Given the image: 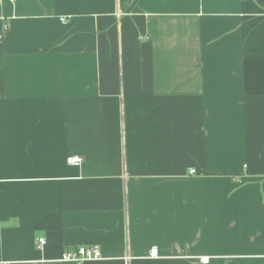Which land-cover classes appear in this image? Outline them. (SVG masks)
<instances>
[{
  "label": "crops",
  "instance_id": "1",
  "mask_svg": "<svg viewBox=\"0 0 264 264\" xmlns=\"http://www.w3.org/2000/svg\"><path fill=\"white\" fill-rule=\"evenodd\" d=\"M83 245L264 264V0H0V264Z\"/></svg>",
  "mask_w": 264,
  "mask_h": 264
},
{
  "label": "built area",
  "instance_id": "2",
  "mask_svg": "<svg viewBox=\"0 0 264 264\" xmlns=\"http://www.w3.org/2000/svg\"><path fill=\"white\" fill-rule=\"evenodd\" d=\"M67 20H68V17L62 16L61 21L66 22ZM68 161L71 165L80 166L84 160H83V157L80 155H73L69 157ZM195 172H196L195 169L191 170V173H195ZM40 243L44 244L46 243V240L44 238H41ZM101 255H102V251H100L99 245H92V246L83 245L79 247L78 249H76L75 251H68V253H66L63 256V260L67 262L71 261L74 264H84L85 261L99 259ZM151 256L152 257L159 256V249H157V247L152 248ZM209 260H210V257L205 256L200 259V262L205 264V263H208Z\"/></svg>",
  "mask_w": 264,
  "mask_h": 264
}]
</instances>
